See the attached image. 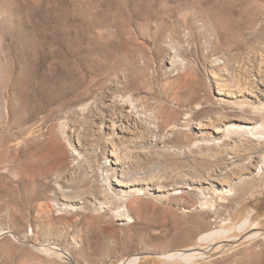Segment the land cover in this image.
Listing matches in <instances>:
<instances>
[{"label":"rangeland","instance_id":"obj_1","mask_svg":"<svg viewBox=\"0 0 264 264\" xmlns=\"http://www.w3.org/2000/svg\"><path fill=\"white\" fill-rule=\"evenodd\" d=\"M138 256L264 264V0H0V264Z\"/></svg>","mask_w":264,"mask_h":264},{"label":"bare ground","instance_id":"obj_2","mask_svg":"<svg viewBox=\"0 0 264 264\" xmlns=\"http://www.w3.org/2000/svg\"><path fill=\"white\" fill-rule=\"evenodd\" d=\"M233 127V126H232ZM238 129H245V130H250L252 129L250 126H236ZM235 128V127H234ZM126 210V209H125ZM122 216H124L122 219L128 222H132L133 218L131 217L129 212H122L121 214ZM250 222V218L248 217L244 222H242L240 224V228L244 229L246 228V226L249 224ZM250 225V224H249ZM228 232V230L225 229H218V230H213L207 233H204L203 235H201L200 240H213L217 237H221L224 236L226 233ZM203 253V250H201L200 248H196V247H190L188 249H185L183 251H180L178 253H165L162 254L163 256L167 257V258H178L181 260H193L195 259V257H197L199 254ZM137 259V258H136ZM136 259H132V260H136Z\"/></svg>","mask_w":264,"mask_h":264},{"label":"built area","instance_id":"obj_3","mask_svg":"<svg viewBox=\"0 0 264 264\" xmlns=\"http://www.w3.org/2000/svg\"><path fill=\"white\" fill-rule=\"evenodd\" d=\"M120 264H141V257L138 256V258L136 260H131V258H130L128 260L123 261Z\"/></svg>","mask_w":264,"mask_h":264}]
</instances>
